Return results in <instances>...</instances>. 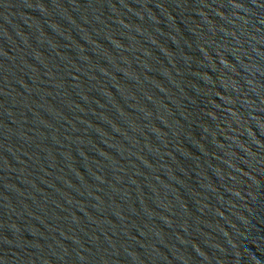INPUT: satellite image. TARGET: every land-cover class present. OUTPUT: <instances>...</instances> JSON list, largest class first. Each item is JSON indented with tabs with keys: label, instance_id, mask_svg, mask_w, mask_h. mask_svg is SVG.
I'll use <instances>...</instances> for the list:
<instances>
[{
	"label": "water",
	"instance_id": "obj_1",
	"mask_svg": "<svg viewBox=\"0 0 264 264\" xmlns=\"http://www.w3.org/2000/svg\"><path fill=\"white\" fill-rule=\"evenodd\" d=\"M121 264H264V0H2Z\"/></svg>",
	"mask_w": 264,
	"mask_h": 264
}]
</instances>
